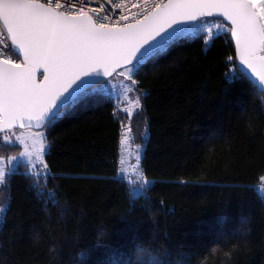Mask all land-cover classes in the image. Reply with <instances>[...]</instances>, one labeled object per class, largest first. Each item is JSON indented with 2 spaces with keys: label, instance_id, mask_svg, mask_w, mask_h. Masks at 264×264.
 <instances>
[{
  "label": "trees",
  "instance_id": "obj_1",
  "mask_svg": "<svg viewBox=\"0 0 264 264\" xmlns=\"http://www.w3.org/2000/svg\"><path fill=\"white\" fill-rule=\"evenodd\" d=\"M228 57L237 61L227 36L207 51L184 42L134 77L143 119L124 129L142 144L151 182L135 202L118 175L124 116L114 103L82 106L47 129L55 179L46 186L58 187V202L11 178L0 192V264H264V199L254 190L264 178V94L227 81Z\"/></svg>",
  "mask_w": 264,
  "mask_h": 264
},
{
  "label": "snow or ice",
  "instance_id": "obj_2",
  "mask_svg": "<svg viewBox=\"0 0 264 264\" xmlns=\"http://www.w3.org/2000/svg\"><path fill=\"white\" fill-rule=\"evenodd\" d=\"M77 3L83 6L77 7L73 0H0V21L7 33L0 34V131L9 132L14 121H20L21 127L35 121L36 127L50 129L82 106L114 103L124 116L118 175L129 184L133 202L146 197L151 182L140 167V145L136 175L126 171L128 137L123 129L134 116L143 119L142 94L132 93L137 91L134 77L146 64L184 42H201L207 51L227 36L237 48V61L228 57L233 67L227 81L247 79L264 94V0H168L162 5L166 18L161 21L152 13L156 27L142 36L148 27L144 21L120 25L128 17L111 5L97 0ZM87 6H92L95 19L84 10ZM37 69H41L39 82ZM117 77L125 79L116 83ZM125 104H134L135 110L128 111L122 107ZM41 138L46 141V136ZM20 143L19 138L0 135V151L18 149ZM49 149L45 143L36 153L0 156V192L7 190L14 175L21 174L32 181L41 199L55 206L59 189H47V181L55 177L43 160ZM254 190L264 199V187ZM5 211L0 204V214Z\"/></svg>",
  "mask_w": 264,
  "mask_h": 264
},
{
  "label": "rangeland",
  "instance_id": "obj_3",
  "mask_svg": "<svg viewBox=\"0 0 264 264\" xmlns=\"http://www.w3.org/2000/svg\"><path fill=\"white\" fill-rule=\"evenodd\" d=\"M124 79H125L124 77H117L115 82L119 83L120 81ZM135 88L137 89V91L132 93V95L135 96V95L142 94V97H143V91L137 88L136 85H135ZM140 103L141 105L143 104L142 99L140 100ZM122 107L127 108L128 111L135 110L134 104H125V105H122ZM127 127L129 126L127 125ZM0 135H9L13 139L19 138V140L22 142L20 143V146L18 149L12 150L11 153L7 154L6 156L19 155L20 151H28L31 153H36L38 150L41 149L42 145H44L45 143L47 144V129L35 130L31 128H13V129H10V131L7 133L0 131ZM42 136H46V141L41 138ZM131 139H133V141L132 143H130L129 145L125 147V154H124L125 164L128 165L129 167H132V165H134L135 163L137 145L141 146L140 151L142 152V144H139L135 140V136L132 137ZM43 160L45 161V156H43ZM127 172L131 173L133 176L136 175L135 169H133V171L128 169ZM260 187H264V180L262 181V184L260 185Z\"/></svg>",
  "mask_w": 264,
  "mask_h": 264
},
{
  "label": "built area",
  "instance_id": "obj_4",
  "mask_svg": "<svg viewBox=\"0 0 264 264\" xmlns=\"http://www.w3.org/2000/svg\"><path fill=\"white\" fill-rule=\"evenodd\" d=\"M168 0H97V3H105V6L111 5L114 7L115 11H118L121 15H125L128 17L127 20H121L119 21L120 25H127L129 23L135 24L136 20H143L145 16H148L151 14L156 8H158V5H162ZM73 3L76 4L77 7H82L83 5L77 3V0H73ZM94 6V5H93ZM92 6H87L84 8L86 12L89 13V15L93 16V19H95V14L91 12ZM103 9H101V12ZM106 23H110L106 21ZM119 26V25H118ZM0 34L7 35L6 30L2 26V23L0 21ZM22 60V58H21ZM124 133L128 137V139L125 141V147L132 143L134 137V134L132 131L128 129H123ZM121 136L122 131L120 134V146H121ZM143 150V148H142ZM143 157V154L141 152V159ZM131 171H133L134 165L132 167H129Z\"/></svg>",
  "mask_w": 264,
  "mask_h": 264
},
{
  "label": "water",
  "instance_id": "obj_5",
  "mask_svg": "<svg viewBox=\"0 0 264 264\" xmlns=\"http://www.w3.org/2000/svg\"><path fill=\"white\" fill-rule=\"evenodd\" d=\"M167 2H168V1H166V2L163 3V4H167ZM163 4H162V5H163ZM162 5H160L158 8H156V9L152 12V13H157L158 16L161 18V21H162L164 18H166V12H165V10L163 9ZM152 13L149 14V15L147 16V17H149L148 20H145V19L142 20V21H144V24L147 25L148 27H147L146 29H144L143 31H141V33H140L141 36H142V35H145L146 32H147L148 30H151V28L156 27V24L153 23ZM1 23H2V26L4 27V29L6 30V27H5V25L3 24L2 21H1ZM233 43H234V41H233ZM234 46H235V45H234ZM235 52H236V58H237V48H236V47H235ZM21 58H22V57H21ZM258 66H259V65H258ZM40 71H41V69H37V70H36V79H37V82H39V80H40V77H39V72H40ZM20 123H21L20 121H14V122H13V127H12L11 129H13V128H31V129H35V130H41V128L36 127V122H35V121L30 122L31 126H29V122H24V126L21 127V126H19Z\"/></svg>",
  "mask_w": 264,
  "mask_h": 264
}]
</instances>
